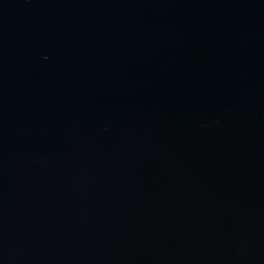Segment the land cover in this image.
Listing matches in <instances>:
<instances>
[{
	"label": "water",
	"instance_id": "obj_1",
	"mask_svg": "<svg viewBox=\"0 0 264 264\" xmlns=\"http://www.w3.org/2000/svg\"><path fill=\"white\" fill-rule=\"evenodd\" d=\"M0 264H264V0H0Z\"/></svg>",
	"mask_w": 264,
	"mask_h": 264
}]
</instances>
